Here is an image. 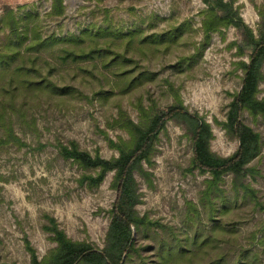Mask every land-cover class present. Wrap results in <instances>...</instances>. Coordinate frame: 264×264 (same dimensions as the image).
Listing matches in <instances>:
<instances>
[{
  "label": "trees",
  "instance_id": "trees-1",
  "mask_svg": "<svg viewBox=\"0 0 264 264\" xmlns=\"http://www.w3.org/2000/svg\"><path fill=\"white\" fill-rule=\"evenodd\" d=\"M62 1L52 0L49 16L63 14ZM201 1L204 4L199 11L201 41L194 45L193 53L181 57L178 63L200 56L213 34L223 35L230 26L240 32V40L230 43L236 47L237 58L233 64L241 73L240 86L231 94L224 119L213 118L226 137L237 140L236 149L226 156L211 149L214 134L210 122L196 110H190L183 103L179 88L167 79L170 101L165 107H160L148 91L147 101L141 95L134 103L136 119L117 106L108 126L117 127L125 137L105 136L115 155L105 158L98 153L91 154L74 139L63 142L57 138L46 143L37 140L34 149L52 145L59 158L79 169L76 181L80 186L97 188L111 173L110 187L115 197L108 209L109 222L101 247L72 239L54 216L42 213L41 227L53 245L39 257L24 239L30 264H264V217H255L264 212V202L252 183L260 174L252 161L260 155L262 138L243 120L247 114L253 120L264 121V94L261 95L260 87L264 85V4H254L258 15L254 31L240 15L237 0ZM188 26L189 21H183L176 27L147 35L139 28L121 31L108 27H87L78 34L43 35L36 11L3 7L0 14V28L4 33L0 41V147L30 148L15 131V125L20 124L39 133L30 101L76 92L70 85L60 86L53 77L55 67L48 61L52 57L57 59L55 64H73L79 68L88 62L98 63L116 78L118 93L125 94L152 80L154 75L147 68L136 71L137 61L129 48L137 43L139 50L167 49L179 43ZM108 38L123 41L124 48L111 47ZM169 121L179 126L189 141L191 154L186 171L202 176L196 201H183L180 226L152 219L137 209L142 193L136 176L152 186L149 168ZM226 177L229 178L227 187ZM250 222L253 227L243 242L237 225Z\"/></svg>",
  "mask_w": 264,
  "mask_h": 264
},
{
  "label": "rangeland",
  "instance_id": "rangeland-1",
  "mask_svg": "<svg viewBox=\"0 0 264 264\" xmlns=\"http://www.w3.org/2000/svg\"><path fill=\"white\" fill-rule=\"evenodd\" d=\"M35 2L38 0H0V14L5 6L22 12H34L37 9ZM62 2V15L48 14L40 20L43 35L53 31L51 27L55 20L67 16H72L81 28L108 27L121 31L139 28L143 35L176 27L183 21H189V26L183 31L179 43L167 49L156 47L139 50L137 43L131 46L132 49L129 48L128 51L134 53L132 58L137 61L134 64L136 71L147 68L154 75L152 80L144 81L141 86L125 94L118 93L116 78L108 69L100 68L98 63L88 62L79 68L73 64H55L57 59L54 57L48 60L55 67L53 77L58 79L60 86L70 85L75 87L76 92L30 101L39 133L35 134L20 124L15 125L16 133L30 144V148L18 149L13 145L0 147V264H30L24 239L30 242L39 257L53 245L41 227L44 212L54 216L72 239L86 240L98 247L103 244L109 222L108 209L115 197L110 187L111 173L97 188L80 186L76 181L79 169L59 158L52 145L42 150L34 149L37 140L46 143L54 142L57 138L63 142L74 139L79 147L91 154L98 153L105 158L115 155L116 151L108 147L105 136L111 139L125 137L117 127L108 126L117 106L120 105L130 117L136 119L134 103L141 95L147 101L148 91L160 107H165L170 101L165 82L167 79L179 88L183 103L210 122L214 134L211 141L213 151L226 156L237 147V140L226 137L221 127L213 122V118L224 119L231 94L240 86L241 73L234 69L233 64L237 58L236 47L230 46L232 41L238 42L241 38L237 29L230 26L223 35L213 34L200 56L179 64L181 57L193 53L194 45L201 41L199 11L204 7L201 0ZM237 3L244 22L255 31L258 15L254 4L262 5L264 0H237ZM3 35L0 28V41ZM108 40L111 47L124 48L123 41ZM260 87L263 95L264 85ZM243 120L262 138L260 155L252 161L260 174L252 183L264 202V121L261 118L253 120L247 114L243 115ZM190 154V144L182 129L169 121L149 168L152 186L136 176L142 193L141 203L137 206L140 213L180 226L183 201H196L202 181V176L186 171ZM228 181L226 177L225 187ZM258 216L264 217V212L255 215ZM252 224L237 225L243 242Z\"/></svg>",
  "mask_w": 264,
  "mask_h": 264
},
{
  "label": "built area",
  "instance_id": "built-area-1",
  "mask_svg": "<svg viewBox=\"0 0 264 264\" xmlns=\"http://www.w3.org/2000/svg\"><path fill=\"white\" fill-rule=\"evenodd\" d=\"M35 6L37 8L36 12L38 13L40 20L41 19L43 20L46 18V15H48L51 11L52 0H38V2H35ZM70 15H71V13L69 14V16ZM61 19L55 20L56 23H53V26L51 27L53 31H51L50 33H54L56 35H62V34H67V33L78 34L83 29H85V28H81L80 26H78L73 21L72 16H70V17L67 16L64 19H62V20ZM41 25L43 27V23H41ZM44 27H45V25H44Z\"/></svg>",
  "mask_w": 264,
  "mask_h": 264
}]
</instances>
